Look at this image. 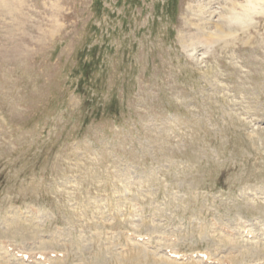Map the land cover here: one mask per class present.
I'll use <instances>...</instances> for the list:
<instances>
[{"label": "rangeland", "instance_id": "obj_1", "mask_svg": "<svg viewBox=\"0 0 264 264\" xmlns=\"http://www.w3.org/2000/svg\"><path fill=\"white\" fill-rule=\"evenodd\" d=\"M19 263L264 264V0H0Z\"/></svg>", "mask_w": 264, "mask_h": 264}, {"label": "bare ground", "instance_id": "obj_2", "mask_svg": "<svg viewBox=\"0 0 264 264\" xmlns=\"http://www.w3.org/2000/svg\"><path fill=\"white\" fill-rule=\"evenodd\" d=\"M251 2V1H250ZM250 4H252V2L250 3ZM234 6V5H233ZM239 9V8H238ZM237 9V10H238ZM234 18H236L235 16H233ZM240 17H242V16H240ZM237 21H238V19H236ZM235 20V21H236ZM211 37H212V35H211ZM137 235V234H136ZM229 240V239H228ZM233 241H234V239H233ZM77 242V241H76ZM49 244V243H48ZM47 245V244H46ZM18 247V246H17ZM81 247V246H80ZM47 248V247H46ZM82 249V248H81ZM78 250V249H77ZM80 250V249H79ZM24 251V250H23ZM27 251V250H26ZM49 251H50V249H49ZM53 251V250H52ZM50 252V253H53V252ZM83 251V250H82ZM246 251V250H245ZM22 252V251H21ZM28 252V251H27ZM201 252V251H200ZM26 253V252H25ZM31 253V252H30ZM79 254V253H78ZM47 255V254H46ZM95 255V254H94ZM33 256V255H32ZM168 256V255H167ZM242 256V255H241ZM248 256H250V255H248ZM254 255H252L251 257H253ZM34 257V256H33ZM11 258V257H10ZM102 258V257H101ZM103 259V258H102ZM204 260V259H203ZM17 261V260H16ZM58 261V260H57ZM61 261V260H60ZM103 261V260H102ZM115 261V260H114ZM117 261V260H116ZM120 261V260H119ZM21 262V261H20ZM90 262V261H89ZM100 262V261H99ZM107 262V261H106ZM22 263V262H21ZM63 263H64V261H63ZM94 263V262H93ZM20 264V263H19ZM140 264V263H139Z\"/></svg>", "mask_w": 264, "mask_h": 264}]
</instances>
